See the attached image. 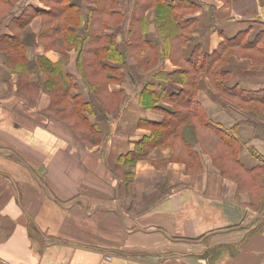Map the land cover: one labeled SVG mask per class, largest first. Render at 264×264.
Wrapping results in <instances>:
<instances>
[{
	"label": "crops",
	"instance_id": "crops-1",
	"mask_svg": "<svg viewBox=\"0 0 264 264\" xmlns=\"http://www.w3.org/2000/svg\"><path fill=\"white\" fill-rule=\"evenodd\" d=\"M197 2V25L186 54L196 45L211 54L224 38L242 34V41L250 43L261 33L262 52L254 55L262 56V62L234 55L223 70L229 75L227 87L263 90L264 0H231L227 6L222 0ZM73 3L82 8L83 18L95 8ZM126 5L131 13L132 1ZM25 8L48 9L41 0L18 1L0 17L1 46L2 37L19 30L9 22ZM147 14L143 38L162 45L156 12L150 9ZM41 23L42 17L35 15L19 30L28 81L37 88L27 93L18 89L19 75L0 47V264H264V188L254 210L249 193L221 175L197 147L202 166L197 173L171 160L169 146L153 147L147 158L134 164L118 162L151 134L147 123L163 117L160 110L140 104L143 85L152 83L157 94L178 92L181 84L161 73L179 66L160 57L151 70L138 72L134 60L122 56L113 66L124 80L107 86V94L118 96V107L110 113L78 72L76 50L62 53L39 40ZM113 28L116 48L122 52L129 25L124 20ZM108 30L104 32L112 35ZM75 31L80 35L83 30ZM39 55L60 62L63 75L70 78V94L63 103L51 107L50 94L42 87L48 74L39 68ZM198 85L197 99L210 122L237 139L241 164L247 169L261 166L264 117L219 96L204 72L198 75ZM76 99L91 110L83 108L82 115L96 128L99 141L94 145L83 144L80 130L69 128L78 123L73 112L62 115L65 105L73 107ZM157 105L171 109L163 101ZM126 174L132 177L126 180ZM260 184L264 187V173Z\"/></svg>",
	"mask_w": 264,
	"mask_h": 264
},
{
	"label": "trees",
	"instance_id": "trees-1",
	"mask_svg": "<svg viewBox=\"0 0 264 264\" xmlns=\"http://www.w3.org/2000/svg\"><path fill=\"white\" fill-rule=\"evenodd\" d=\"M17 1L0 0V17L9 13ZM41 1L48 7L47 10L25 8L20 16L11 19L9 25L22 30L35 15H40L42 23L39 40L46 48H57L62 53L66 49L74 48L77 52V69L89 90L100 104L112 110V102L118 96L107 94V83L118 79L119 76L115 73L114 67L102 63L100 58L108 57L116 61L122 59L116 48L114 36L104 32L110 24L122 23L124 20V16L115 8L116 0H87L88 3L94 4L95 8L91 9L85 18H83L82 8L73 3V0ZM151 7L155 9L158 29L164 43L162 56L170 58L174 64L179 66L171 73H161V76L166 80L180 83L181 89L178 92L162 91L157 94L152 83L147 82L143 85L139 97L140 104L146 108L160 110L163 117L157 122L149 121L147 124L151 128V134L137 141L133 150L120 155L118 162L132 164L140 158H145L153 147L166 145L172 149L171 160L184 162L188 172H200L202 166L199 153L192 146L193 135L185 134L186 127L194 128L200 125L204 131L195 130L194 139H198L203 151L211 154L214 164L223 176L234 180L238 190L249 193L251 199L249 204L255 208L264 188L260 184L264 173V159H262L261 166L252 169H247L241 164L237 155V139L210 122L197 99V90L199 87L198 74L204 72L211 79L212 84L222 94L232 98L235 104L242 108L254 109L264 117V89L246 91L238 86H225L224 80L228 73L221 66L235 49L256 48L254 52L260 51L261 33L250 43L242 41V34L233 38H224L211 54L202 52L197 45L189 54H186V46L192 30L197 25L196 17L190 13L199 6L191 0H133L128 31L129 49H138L140 44L150 45L151 42L143 38V32L148 28L149 23L145 11ZM77 27H82V34L76 33L75 28ZM19 30L12 35L2 37L4 45L0 47L6 52L10 69L19 75L18 89L27 93L38 86L28 81L25 46ZM146 57L148 59L144 62H139L140 68L143 65L146 67L155 65L158 59L152 62V55ZM36 61L40 70L48 74L42 87L50 94L51 107L58 102L66 101L70 94L71 80L63 75L61 63L51 62L43 55L37 56ZM160 101L168 103L171 109L159 107L157 104ZM65 106L66 111H62V115L73 112V116L75 114L77 118L76 121L86 127L85 131L81 130V132L86 133L87 130L92 135L97 132L95 126L90 125L82 115L83 108L91 112L88 103H82L76 99V105L73 107H69L68 104ZM78 123L69 125V128L75 132ZM78 136L82 137V134L80 136L78 133Z\"/></svg>",
	"mask_w": 264,
	"mask_h": 264
},
{
	"label": "rangeland",
	"instance_id": "rangeland-1",
	"mask_svg": "<svg viewBox=\"0 0 264 264\" xmlns=\"http://www.w3.org/2000/svg\"><path fill=\"white\" fill-rule=\"evenodd\" d=\"M18 1H20V0H18ZM17 1V2H18ZM77 1H81V4L85 7L86 6V3H88V1L87 0H77ZM129 0H122L120 3H119V0H116V2H117V5L115 6V8L116 9H121L122 11V15L124 16V20H125V22L126 23H128V25L130 26V23H131V14L132 13H130L129 11H127L128 9H127V2H128ZM132 1V5H133V0H131ZM198 0H193V2L195 3V4H197L198 5V2H197ZM222 2H223V5L224 6H227V5H230V3H231V0H222ZM88 4H91V3H88ZM92 5H94V4H92ZM14 6H16V4L14 5ZM130 6H131V4H130ZM199 6V5H198ZM150 9H154V8H148L146 11H145V15H146V17H147V20H148V22H149V18H148V11L150 10ZM198 9H199V7H198ZM198 9H196V10H194L192 13H190V15H193L194 16V14H196V12H197V10ZM155 10V9H154ZM129 12V13H128ZM132 12V11H131ZM123 20V21H124ZM123 23V22H122ZM122 23H118V24H110L108 27H106V29L107 28H109V30L108 31H110V32H112V30H114V28L113 27H117L118 25H121ZM157 23H158V21H157ZM117 30H120V28H118ZM159 30V29H158ZM112 35H113V32H112ZM161 35V34H160ZM114 38H115V45L118 43L117 41H116V37L114 36ZM161 38H162V36H161ZM127 39H124V41H126ZM128 41V40H127ZM162 41H163V39H162ZM117 42V43H116ZM151 42V43H150ZM149 43H150V45H145V44H140L139 45V47H138V49H135V48H133V49H129L128 48V46H129V44H130V42L128 41L127 42V44H125V46L123 47V49H122V52L120 51L119 53H120V56L122 57V56H124V58H126V59H128V58H131V59H133L134 61H133V67L138 71V72H145V71H147V70H151L153 67H155L156 66V64L158 63V59L160 58V57H163L162 56V52H163V47H164V43H162V45H158V44H155V43H153L152 41H149ZM154 47H153V46ZM135 49V50H134ZM142 49H144V50H142ZM254 49H256V48H253V49H235L234 51H232L228 56H227V60H226V62L224 63V64H221V66H222V68L224 69V67L227 65V63L229 62V59H230V57H232V56H234V55H236V56H238V57H250L251 59H252V61L253 62H255V63H259V62H262L261 61V57L262 56H260V58H256L255 57V55H254ZM144 51V52H143ZM260 51H261V49H260ZM143 52V53H142ZM149 55H152V62H155V60H156V63H155V65L154 64H152L150 67H146L145 65H143V67L142 68H140L139 67V62L140 61H142V62H144L145 61V59H148L146 56H149ZM160 55V56H159ZM260 55H262V54H260ZM164 58V57H163ZM123 59V58H122ZM122 59L121 60H119V61H117L116 62V60H113V59H110V58H108V57H101L100 58V61L102 62V63H104V64H107V65H109V66H111V67H114L113 66V64H116V63H118V62H120V61H122ZM254 59H257V61H254ZM104 60V61H103ZM128 66H130V65H128ZM132 66H130L129 68H133ZM115 68V73H117V75L119 76V78L118 79H115V80H112V81H109L108 83H107V86H108V84L109 83H112V84H117V83H120V81L122 82L123 80H124V76L120 73V71H119V68L118 67H114ZM78 70V69H77ZM79 72V71H78ZM80 73V72H79ZM80 75H81V73H80ZM199 75V74H198ZM82 76V75H81ZM206 76L208 77V75L206 74ZM229 76V75H228ZM227 76V77H228ZM226 77V78H227ZM83 79V78H82ZM226 80V79H225ZM224 80V81H225ZM84 81V80H83ZM208 81H209V83H210V85L214 88V90L216 91V93L219 95V96H221L222 98H224L225 100H227V101H229L230 103H232V104H234V100L232 99V98H230L229 96H226V95H224V94H222L213 84H212V81H211V79L208 77ZM85 82V81H84ZM86 83V82H85ZM226 86V85H225ZM198 89H199V87H198ZM197 92H198V90H197ZM95 96V95H94ZM96 98V97H95ZM98 101V100H97ZM113 104H112V106H117V103H118V99L117 98H115V100H114V102H112ZM115 103V104H114ZM115 106V107H116ZM118 107V106H117ZM244 109H249V108H244ZM249 110H254V109H249ZM255 111V110H254ZM113 112H115V109L114 110H111L110 111V113H113ZM256 112V111H255ZM257 113V112H256ZM260 115V114H259ZM79 125H78V129L80 130V136H81V134H82V137H79L80 138V140H81V142L83 143V144H88V145H94V144H96L98 141H99V139L95 136L96 134H94V135H92V133L90 132V131H87L86 130V133H83V132H81V130L82 131H85V129H86V127H85V125H82L81 123H78ZM195 124V123H194ZM197 126V127H196ZM194 128L193 127H186V130H185V134L186 135H190V136H192L193 135V137H192V146H193V148L194 147H197V149L198 150H200L201 152H203V153H206V154H208L209 156H210V158H211V160H212V164L218 169V167L214 164V161H213V157L211 156V154L209 153V152H207V151H203L202 150V148H201V146H200V144L198 143V139L196 140V139H194L195 138V136H194V131L195 130H201L202 129V127L200 126V125H196ZM191 128H193V129H191ZM202 131H204V129H202ZM162 146H166V145H162ZM195 149V148H194ZM172 150V149H171ZM197 151V150H196ZM200 156V155H199ZM145 158H147V156L145 157ZM145 158H140V159H145ZM139 160V159H138ZM137 161V160H136ZM135 161V162H136ZM134 162V163H135ZM180 162H182V161H180ZM134 163H132V164H134ZM184 163V162H183ZM185 164V163H184ZM219 170V169H218ZM220 172V171H219ZM221 174V173H220ZM127 176L125 177V179L127 180L128 178H131L132 177V175H130V174H126ZM222 175V174H221ZM261 198V197H260ZM260 200V199H259ZM259 203V202H258ZM258 203H257V206L255 207V208H253L254 210H258ZM250 205V204H249Z\"/></svg>",
	"mask_w": 264,
	"mask_h": 264
}]
</instances>
